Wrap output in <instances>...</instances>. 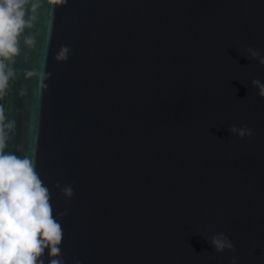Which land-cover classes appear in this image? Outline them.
<instances>
[{
	"label": "water",
	"instance_id": "water-1",
	"mask_svg": "<svg viewBox=\"0 0 264 264\" xmlns=\"http://www.w3.org/2000/svg\"><path fill=\"white\" fill-rule=\"evenodd\" d=\"M24 8L3 60L0 153L32 157L49 189L60 251L39 259L264 264V97L251 84L264 64L248 52L264 56V0ZM218 233L231 249L210 247Z\"/></svg>",
	"mask_w": 264,
	"mask_h": 264
},
{
	"label": "clouds",
	"instance_id": "clouds-1",
	"mask_svg": "<svg viewBox=\"0 0 264 264\" xmlns=\"http://www.w3.org/2000/svg\"><path fill=\"white\" fill-rule=\"evenodd\" d=\"M25 0H0V56L15 54L17 36L26 26ZM68 51L65 47L61 58ZM249 55L264 64V56L255 48ZM5 77L0 76V86ZM257 95L264 97V81L259 78L251 81ZM231 131L239 136L250 135L251 130L236 126ZM63 191L71 195V186ZM62 230L52 215L49 189L35 171L33 158L0 153V264H44L41 255L47 252L56 257L59 253ZM210 247L217 252L231 249L232 242L223 233L212 236ZM49 264H64L60 258L51 259ZM75 264H81L79 260ZM232 264H235L233 260Z\"/></svg>",
	"mask_w": 264,
	"mask_h": 264
},
{
	"label": "trees",
	"instance_id": "trees-1",
	"mask_svg": "<svg viewBox=\"0 0 264 264\" xmlns=\"http://www.w3.org/2000/svg\"><path fill=\"white\" fill-rule=\"evenodd\" d=\"M3 60H4V57L0 56V76H1V73H2V68H3ZM2 86H0V107H1V91H2Z\"/></svg>",
	"mask_w": 264,
	"mask_h": 264
}]
</instances>
